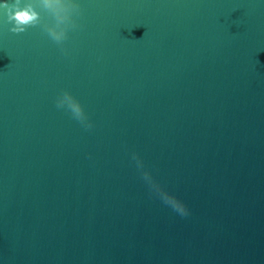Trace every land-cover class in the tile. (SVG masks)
I'll use <instances>...</instances> for the list:
<instances>
[{
    "label": "water",
    "instance_id": "obj_1",
    "mask_svg": "<svg viewBox=\"0 0 264 264\" xmlns=\"http://www.w3.org/2000/svg\"><path fill=\"white\" fill-rule=\"evenodd\" d=\"M75 2L0 17V264H264V2Z\"/></svg>",
    "mask_w": 264,
    "mask_h": 264
},
{
    "label": "clouds",
    "instance_id": "obj_2",
    "mask_svg": "<svg viewBox=\"0 0 264 264\" xmlns=\"http://www.w3.org/2000/svg\"><path fill=\"white\" fill-rule=\"evenodd\" d=\"M42 7L49 10L55 20L54 25L46 29L49 36L54 42L61 44L66 39L68 30L76 27L74 17L79 14L80 5L75 0H42ZM0 17H6L7 22L12 25L10 30L14 33L24 32L27 26L36 24L39 19L32 5L21 6V0H0ZM56 103L58 108H66L85 127H91L83 107L71 93H63ZM138 166H140L139 161ZM144 178L148 179L147 173L144 174ZM151 188L180 215L188 214L186 207L183 210L177 208L176 203L173 202L175 198L159 184L151 183Z\"/></svg>",
    "mask_w": 264,
    "mask_h": 264
}]
</instances>
